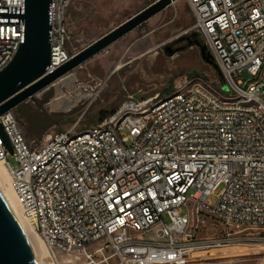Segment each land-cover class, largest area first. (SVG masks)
<instances>
[{
	"label": "built area",
	"instance_id": "2783aa9c",
	"mask_svg": "<svg viewBox=\"0 0 264 264\" xmlns=\"http://www.w3.org/2000/svg\"><path fill=\"white\" fill-rule=\"evenodd\" d=\"M73 1L50 3L47 73L82 50L68 23ZM188 1L227 91L198 77L163 96L138 88L93 126L40 141L14 110L0 116L13 148L0 133V162L51 258L199 264L211 248L264 242V0ZM24 9L0 0V71L24 41ZM211 225L218 234L203 233Z\"/></svg>",
	"mask_w": 264,
	"mask_h": 264
},
{
	"label": "rangeland",
	"instance_id": "374dc122",
	"mask_svg": "<svg viewBox=\"0 0 264 264\" xmlns=\"http://www.w3.org/2000/svg\"><path fill=\"white\" fill-rule=\"evenodd\" d=\"M156 0H74L68 10V23L77 45L84 49L110 30ZM195 18L188 0H176L149 20L65 75L74 79L72 86L62 87L70 97L73 91L88 94L71 111L56 106L60 80L14 108L19 125L29 140H43L57 131L84 130L115 110L127 91L141 88L142 96L172 93L186 80L198 77L220 89L225 86L222 73L208 62L201 48L192 42L197 37L192 28ZM59 87V88H58ZM227 91V86L224 88ZM65 98V97H64ZM62 99L59 100V103ZM9 160L16 165L15 159ZM216 194L210 197L217 202ZM168 219V218H167ZM211 225L204 234H218ZM238 245L234 252L212 250L198 253L199 264H259L264 261V242H235L219 249ZM46 246V245H45ZM223 247V248H222ZM217 248V247H216ZM50 254V253H49ZM108 259L95 253L93 260L80 252L59 254L58 264H122L116 256ZM49 264L50 255L44 258Z\"/></svg>",
	"mask_w": 264,
	"mask_h": 264
},
{
	"label": "water",
	"instance_id": "95a60500",
	"mask_svg": "<svg viewBox=\"0 0 264 264\" xmlns=\"http://www.w3.org/2000/svg\"><path fill=\"white\" fill-rule=\"evenodd\" d=\"M176 0H156L92 44L82 49L67 63L47 73L51 63L50 3L52 0H25L19 17L24 21V41L13 60L0 71V116L34 98L37 93L70 73L86 60L134 30ZM203 57L215 64L207 46L199 40ZM217 67V65L215 64ZM226 87V86H225ZM4 142L13 152L10 139L0 123ZM0 264H38L33 250L12 208L0 190Z\"/></svg>",
	"mask_w": 264,
	"mask_h": 264
},
{
	"label": "bare ground",
	"instance_id": "6f19581e",
	"mask_svg": "<svg viewBox=\"0 0 264 264\" xmlns=\"http://www.w3.org/2000/svg\"><path fill=\"white\" fill-rule=\"evenodd\" d=\"M67 75V74H66ZM58 80H60V83L62 84L58 90V97L56 100H58L56 106H60L61 110H65V111H71L73 110L75 107L78 106V103L83 100L84 98L88 97V94L85 91H82L80 89L73 91V95L70 94V97L65 94L62 90V87L65 86H72L74 79L72 77H65V75L61 78H59ZM57 80V81H58ZM56 82V81H55ZM54 82V83H55ZM53 83V84H54ZM73 87V86H72ZM65 97V98H64ZM62 99V101L59 103V100ZM0 190L2 191L3 195L5 196L6 200L8 201L10 207L12 208L22 230L24 231L29 244L33 250L34 256H35V260L37 261L38 264H47L44 261V258L47 257L48 255H50L48 248L45 246L44 241L42 240V238L33 230L32 226L30 225V223L28 222V220L23 216L22 214V208L20 206V204L17 201L16 195L14 190L11 187V181H10V176L7 173L6 169L4 168L3 164L0 162ZM223 248V247H222ZM237 249H239L238 245H234L233 247H228L225 249H219L218 247L212 249L217 250L215 252H212V254H215L216 252H218V250H223L222 252H234ZM234 250V251H233ZM240 250V249H239ZM59 259L53 258V261L49 264H58ZM264 264V263H263Z\"/></svg>",
	"mask_w": 264,
	"mask_h": 264
},
{
	"label": "trees",
	"instance_id": "16d2710c",
	"mask_svg": "<svg viewBox=\"0 0 264 264\" xmlns=\"http://www.w3.org/2000/svg\"><path fill=\"white\" fill-rule=\"evenodd\" d=\"M197 35V34H196ZM196 40H199L200 42H201V40L199 39V37L197 36V37H194L193 39H192V42L193 43H195V41ZM202 43V42H201ZM112 111H114V110H112ZM112 111H108V112H106V113H104L101 117H100V120H102L103 118H105L109 113H111Z\"/></svg>",
	"mask_w": 264,
	"mask_h": 264
}]
</instances>
